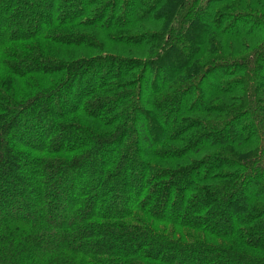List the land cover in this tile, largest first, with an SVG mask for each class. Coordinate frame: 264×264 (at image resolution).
I'll use <instances>...</instances> for the list:
<instances>
[{"label": "trees", "instance_id": "obj_1", "mask_svg": "<svg viewBox=\"0 0 264 264\" xmlns=\"http://www.w3.org/2000/svg\"><path fill=\"white\" fill-rule=\"evenodd\" d=\"M0 264H264V0H0Z\"/></svg>", "mask_w": 264, "mask_h": 264}, {"label": "rangeland", "instance_id": "obj_2", "mask_svg": "<svg viewBox=\"0 0 264 264\" xmlns=\"http://www.w3.org/2000/svg\"><path fill=\"white\" fill-rule=\"evenodd\" d=\"M58 15H59V14H58ZM59 16H60V15H59ZM109 35H114V32H113V33L110 32ZM115 35H116V34H115ZM94 36H95V35H92V40L94 39ZM110 79H111L110 81L115 80V77L112 76ZM108 111H109V110H106V111L102 112V113H101V116H102V117H107V116H108V115H107V114H108Z\"/></svg>", "mask_w": 264, "mask_h": 264}]
</instances>
